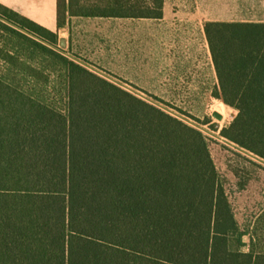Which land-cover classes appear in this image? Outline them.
<instances>
[{
	"label": "trees",
	"instance_id": "16d2710c",
	"mask_svg": "<svg viewBox=\"0 0 264 264\" xmlns=\"http://www.w3.org/2000/svg\"><path fill=\"white\" fill-rule=\"evenodd\" d=\"M162 7L89 10L159 19ZM72 8L88 10L58 0V30ZM204 30L214 96L238 112L221 135L264 160V23L208 22ZM53 54L64 110L41 89L42 77L0 74V264H264L199 130Z\"/></svg>",
	"mask_w": 264,
	"mask_h": 264
},
{
	"label": "rangeland",
	"instance_id": "374dc122",
	"mask_svg": "<svg viewBox=\"0 0 264 264\" xmlns=\"http://www.w3.org/2000/svg\"><path fill=\"white\" fill-rule=\"evenodd\" d=\"M256 4L255 20L264 21V0H256ZM68 13L63 17L68 24L67 29L61 34L58 32L55 37L49 32L30 30L15 24L7 12L0 10V74H6L10 68L14 74L42 77L46 84H42L41 89L56 106L64 110L63 71L53 53L68 56L97 76L199 130L209 145L236 219L242 230L255 238L256 251L264 252V160L221 135L238 112L214 96L218 78L207 38H204L205 30L197 27L171 32L167 26H160L158 30L160 38H176L180 42L181 54L188 51L201 61L193 65L203 70L200 74L125 79L118 76V63L107 61L101 52L103 46H109L111 41L104 38V24L129 21L159 23V20L119 18L111 16V13L78 8H72V13ZM112 41L117 43L119 39L113 38ZM6 61L14 65L10 66ZM214 112L220 113L222 120L213 117ZM249 236L246 237L247 243ZM244 250L249 249L246 247Z\"/></svg>",
	"mask_w": 264,
	"mask_h": 264
},
{
	"label": "crops",
	"instance_id": "0c3cea01",
	"mask_svg": "<svg viewBox=\"0 0 264 264\" xmlns=\"http://www.w3.org/2000/svg\"><path fill=\"white\" fill-rule=\"evenodd\" d=\"M0 4L52 32L61 34L67 29L68 24L58 30V0H0ZM79 4L87 9L156 8V0H79ZM256 5V0H163L159 23H105L104 38L111 41L101 52L107 61L118 63V76L125 79L197 75L203 70L193 65L201 61L188 51L181 54L179 48L182 46L176 38H160V26H167L174 32L197 27L203 30L208 22L264 23L255 20ZM113 38L119 41L113 43Z\"/></svg>",
	"mask_w": 264,
	"mask_h": 264
},
{
	"label": "water",
	"instance_id": "95a60500",
	"mask_svg": "<svg viewBox=\"0 0 264 264\" xmlns=\"http://www.w3.org/2000/svg\"><path fill=\"white\" fill-rule=\"evenodd\" d=\"M213 117H215L218 120H222V118H223L222 115L220 113H218V112H214L213 113Z\"/></svg>",
	"mask_w": 264,
	"mask_h": 264
}]
</instances>
